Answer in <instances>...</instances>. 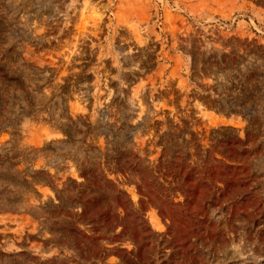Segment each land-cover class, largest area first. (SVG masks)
Returning a JSON list of instances; mask_svg holds the SVG:
<instances>
[{
	"label": "rangeland",
	"instance_id": "374dc122",
	"mask_svg": "<svg viewBox=\"0 0 264 264\" xmlns=\"http://www.w3.org/2000/svg\"><path fill=\"white\" fill-rule=\"evenodd\" d=\"M0 264H264V0H0Z\"/></svg>",
	"mask_w": 264,
	"mask_h": 264
}]
</instances>
